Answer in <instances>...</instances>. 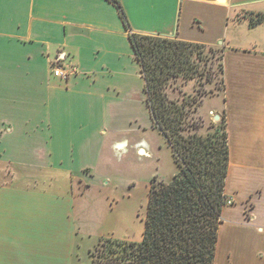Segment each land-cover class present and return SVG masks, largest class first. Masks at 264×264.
I'll use <instances>...</instances> for the list:
<instances>
[{
  "label": "crops",
  "instance_id": "0c3cea01",
  "mask_svg": "<svg viewBox=\"0 0 264 264\" xmlns=\"http://www.w3.org/2000/svg\"><path fill=\"white\" fill-rule=\"evenodd\" d=\"M118 1L136 33L223 47L221 93L209 108L222 107L226 123L231 201L213 264H264V47L239 36L250 17L264 20V0ZM57 58L77 73L55 77ZM138 99L150 119L115 4L0 0V264H72L79 239L141 240L131 230L134 170L145 164L149 182L165 176L169 145L151 119L141 123Z\"/></svg>",
  "mask_w": 264,
  "mask_h": 264
},
{
  "label": "trees",
  "instance_id": "16d2710c",
  "mask_svg": "<svg viewBox=\"0 0 264 264\" xmlns=\"http://www.w3.org/2000/svg\"><path fill=\"white\" fill-rule=\"evenodd\" d=\"M108 1L115 4L128 31L152 126L164 136L178 167L169 179L151 178L141 240L106 239L113 264H213L221 208L231 201L224 192L226 123L221 117L205 125L195 117L202 101L199 94L206 90L192 95L182 87L193 79H201V85L210 83L216 74L222 85L223 47L215 45L220 51L218 72L212 64L204 72L199 69L203 49L215 51V46L136 33L119 1Z\"/></svg>",
  "mask_w": 264,
  "mask_h": 264
},
{
  "label": "rangeland",
  "instance_id": "374dc122",
  "mask_svg": "<svg viewBox=\"0 0 264 264\" xmlns=\"http://www.w3.org/2000/svg\"><path fill=\"white\" fill-rule=\"evenodd\" d=\"M249 18V17H248ZM257 19H260L259 16L257 17H250V23H253ZM240 39L245 43L250 44H256L259 47H264V20L262 22H259L258 24H255L254 26L248 25L245 26V28L240 29ZM221 46V45H219ZM214 50H209L207 47L203 49L202 57H204L199 62V69L203 70L204 72L209 69V65L212 64L214 71L217 73V64L218 61L216 60L217 54H219V48L217 46L214 47ZM209 56L205 64V58ZM212 59V60H211ZM122 62L127 64L126 70L133 69V65H135V61L133 59L132 53H127L125 56L121 58ZM216 74V79H214L210 83H203L201 85L202 81L200 79H193L190 80L186 85L182 87L185 93L196 95L198 89L206 90V92L201 96L199 94V98L202 99L201 103L198 105V108L196 111H194V116L201 118L204 121V124L206 125L208 121L213 120L214 114H221V108L218 106V110H213L212 108H209V98L215 97L216 94L221 93L222 85L219 84V79ZM138 80L137 78H135ZM140 81L138 80V86ZM137 109H138V116L141 123H149V115L148 111L145 108L144 102L142 103L141 99H138L137 101ZM214 121V120H213ZM147 134L148 137L154 138L157 136L156 133H154L151 130H147L145 132V135ZM158 138V137H157ZM170 147L165 146L162 150V156H163V168L162 173H165V176L157 175V178H165L169 179L173 176V173H175L178 170V167L176 163L173 161L172 155H171V149ZM137 167V166H135ZM130 170V169H129ZM134 171H138L137 175L134 177L136 181V187H137V196L134 195V204L136 205L134 211L137 214V217L134 218L136 220L135 224H132L131 230L132 232L136 231V236L139 237L140 231L143 232L144 229V213L146 210V197H147V190H148V183L149 187L151 185V181L149 182L148 174L150 172V169L144 164L141 166H138ZM121 209L124 213H127V207L121 206ZM143 218V219H142ZM129 224V223H128ZM142 228V230H141ZM135 233V232H134ZM106 239L115 240V241H124L121 239L116 238H106L102 237L99 239L95 238H85V239H79L78 241V247L75 248L74 254H73V260L72 264H113L112 261V252L109 248V243H107Z\"/></svg>",
  "mask_w": 264,
  "mask_h": 264
},
{
  "label": "built area",
  "instance_id": "2783aa9c",
  "mask_svg": "<svg viewBox=\"0 0 264 264\" xmlns=\"http://www.w3.org/2000/svg\"><path fill=\"white\" fill-rule=\"evenodd\" d=\"M52 74L62 80H67L71 75L77 73V67L73 64H64L61 59H55L52 64Z\"/></svg>",
  "mask_w": 264,
  "mask_h": 264
},
{
  "label": "water",
  "instance_id": "95a60500",
  "mask_svg": "<svg viewBox=\"0 0 264 264\" xmlns=\"http://www.w3.org/2000/svg\"><path fill=\"white\" fill-rule=\"evenodd\" d=\"M213 120H214V121H218V120H219V115L215 114V115L213 116Z\"/></svg>",
  "mask_w": 264,
  "mask_h": 264
}]
</instances>
